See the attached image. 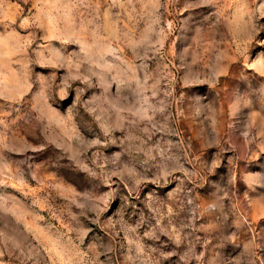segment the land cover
Wrapping results in <instances>:
<instances>
[{
    "label": "rangeland",
    "instance_id": "1",
    "mask_svg": "<svg viewBox=\"0 0 264 264\" xmlns=\"http://www.w3.org/2000/svg\"><path fill=\"white\" fill-rule=\"evenodd\" d=\"M0 264H264V0H0Z\"/></svg>",
    "mask_w": 264,
    "mask_h": 264
}]
</instances>
